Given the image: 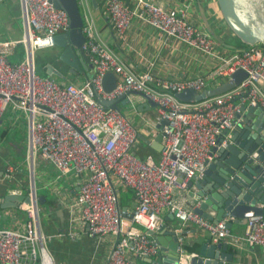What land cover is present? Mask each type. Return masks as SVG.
Wrapping results in <instances>:
<instances>
[{"label": "built area", "instance_id": "built-area-1", "mask_svg": "<svg viewBox=\"0 0 264 264\" xmlns=\"http://www.w3.org/2000/svg\"><path fill=\"white\" fill-rule=\"evenodd\" d=\"M22 2L26 21L22 39L0 40V120L9 107L26 116L30 132L26 158L31 165L41 157L60 175L74 171L81 177L70 209L81 207L77 219L88 226L92 236L113 238L105 264H135L138 256H158L160 248L148 230L164 227L166 211L182 226L195 225L215 241L259 246L264 256V213L250 217L238 235L231 231L228 219L214 222L196 212L199 203L187 196L190 192L193 198L197 196L198 187L190 182L203 176L216 155L213 147L227 146L244 107L264 112V43L232 53L222 49L210 32L190 18L194 0H179L173 7L162 0H131V4L103 0L102 9L120 41L139 19L161 31L165 44L177 39L214 61L213 69L192 78H162L154 73V64L136 73L100 37L91 0H78L85 36L82 48L96 65L95 74L83 84L58 81L37 72L35 52L55 46V36L69 30V15L53 0ZM19 43L25 44L26 56L11 61ZM240 68L247 76L223 94L199 102H184L175 96L186 88L213 87ZM110 70L118 75L117 87L105 93L102 78ZM134 93L155 102L160 123L166 121L159 157L148 153L140 158L134 151L139 130L131 115L106 108L96 98L97 94L106 99L125 98L131 112L137 113ZM143 122L150 127L148 119ZM12 171L9 167L8 177ZM122 188L133 191V208L120 205ZM25 196L23 227L0 228V264H55L41 229L34 184ZM182 229L175 232L180 255L175 264H189Z\"/></svg>", "mask_w": 264, "mask_h": 264}, {"label": "crops", "instance_id": "crops-1", "mask_svg": "<svg viewBox=\"0 0 264 264\" xmlns=\"http://www.w3.org/2000/svg\"><path fill=\"white\" fill-rule=\"evenodd\" d=\"M162 1L168 7L180 4L179 0ZM128 2L131 4V0H128ZM102 4L103 0H96V5L91 0L92 13L96 20L100 37L136 73H142L150 64H154V73L162 78L185 79L203 75L213 69L214 61L211 58L205 57L196 49L177 39H171L165 44L164 35L161 31L139 19H135L132 22L125 31L124 38L120 41L108 23ZM190 18L205 30L214 34L217 38L216 40L220 43V47L227 52L232 53L247 47L245 44H239L238 38L225 23L217 0H194ZM25 30L26 21L22 0H0V40L19 41L22 39ZM20 45L22 43L18 44L13 55L16 54ZM52 48L49 49L51 50ZM44 54H47V52L35 53V59ZM25 56L26 54L23 58ZM94 74L95 70L86 71L82 68V71L77 72L76 75L70 74L65 79L55 78L58 81L83 84L93 77ZM134 97L138 102V112H129L139 130L134 151L137 152L140 158H144L148 153H153L155 157H159V151H156L149 143L139 137V135H142L145 139H155L161 130L159 113L157 109L154 110L153 108L139 110V106L145 101L137 94H134ZM129 109L130 105L127 103L126 111ZM10 112L17 113L11 109ZM5 114L6 111L1 118L2 121H4ZM18 114V116L13 118L12 123L25 125L28 128L29 138L26 149L17 148L16 154L22 155L23 159L28 162L26 155L30 144L29 123L23 113L18 112ZM143 119L150 121V127L144 125ZM243 119L244 117H242L241 121ZM255 123H259L260 128L264 127L262 112L257 114L256 117H251L248 124ZM8 127V129L7 127L5 128L1 137L3 140L0 141V228L17 230L23 227L27 216L25 201L20 199L19 196L25 195L34 184L40 208L41 229L47 237V246L55 264H105L113 245V238L98 239L92 236L89 233L88 226L80 219H77L80 217L81 207L74 206L73 211L70 209L81 177L74 171L68 175H60L53 165L41 157H37L38 159L32 165L28 162L30 176L25 175L24 172L20 171V166L17 165L19 164L16 159L17 156L15 157L11 148L6 145L12 141L4 140L8 138L9 132L12 130L11 126ZM9 167L13 169L10 177L7 175ZM209 185L207 183L202 186L208 187ZM128 190L130 189L122 188L120 199L123 193L128 192ZM198 191H200L199 187ZM130 192L132 194L131 200L130 198L127 199V203L121 205L122 207L133 208L136 205L135 195L131 190ZM175 193L176 197H180L181 192L178 189H176ZM206 194L209 195L210 192L206 191ZM12 196H17V198L14 199ZM187 196L191 201L198 200V196L193 198L191 192ZM163 218L164 227L161 229L175 233L176 229L183 228L182 231L185 233L184 245L189 256L193 254V248L205 239L210 238L213 242H216L207 232L195 225L182 226L178 219L168 211L163 213ZM226 219L233 221L231 231L234 234H243L246 224L234 222L231 217ZM172 238L171 234H164V247L167 250H162V252H169L168 247L173 243ZM229 244L227 251L235 253L234 262L236 264H264V256L259 246ZM158 247L161 249L160 244H158ZM158 257L138 256L135 258V264H156L150 262V260H157ZM167 259L163 258V260Z\"/></svg>", "mask_w": 264, "mask_h": 264}, {"label": "water", "instance_id": "water-1", "mask_svg": "<svg viewBox=\"0 0 264 264\" xmlns=\"http://www.w3.org/2000/svg\"><path fill=\"white\" fill-rule=\"evenodd\" d=\"M222 17L235 36L245 45L252 46L264 43V0H217ZM57 8L64 9L70 18V27L66 33L55 36V46L39 58L35 59V67L42 65L46 76L60 77L65 79L68 75L84 70H95L96 65L89 60L82 46L85 42L83 33V16L78 0H53ZM96 5V0H92ZM215 39L214 34H212ZM247 76L243 69L233 72L229 79L216 84L213 87L198 91L186 88L176 92L175 96L184 102H199L206 98L223 94L240 84ZM118 75L110 70L102 78V87L105 93H111L117 87ZM264 90V87H263ZM135 94V93H134ZM99 103L106 108L121 110V102L125 99L116 97L106 99L102 95L96 96ZM124 102H127L125 99ZM157 104L146 100L139 106V110L156 108ZM244 119L237 123L232 130L229 142L225 147L215 146L212 154L216 153L214 159L208 164L203 176L190 182L200 188L198 191L199 204L195 211L218 222L231 217L234 222L246 224L250 217L259 216L264 213V127L259 123L249 125L251 117H256L264 112L257 107H244ZM0 120V127L2 124ZM245 124H244V123ZM161 120L160 127L165 124ZM259 127H258V126ZM263 126V125H261ZM161 130L154 140L145 139L156 151L162 148ZM220 140L218 144H220ZM209 183L208 187H203ZM206 191L210 192L209 195ZM16 199L17 196H12ZM27 201L25 195L19 196ZM233 221L228 222L231 228ZM155 242L161 245L157 260H150L156 264H175L179 260L177 252V235L173 232L160 229L158 231L148 230ZM164 234L173 236V243L164 247ZM230 244L226 241L213 242L207 238L198 243L186 260L189 264H236L234 252L227 251ZM163 258H168L163 260Z\"/></svg>", "mask_w": 264, "mask_h": 264}, {"label": "rangeland", "instance_id": "rangeland-1", "mask_svg": "<svg viewBox=\"0 0 264 264\" xmlns=\"http://www.w3.org/2000/svg\"><path fill=\"white\" fill-rule=\"evenodd\" d=\"M237 41H238V39H237ZM48 49L49 48L41 49L35 53L36 54L37 53L40 54L42 52L46 53L50 50V49L49 50ZM18 54H20V56H18ZM25 54H26V47H25V44L24 45L22 44L17 48L16 54L11 56V61H14V62L20 61ZM36 69L40 75H43V76L45 75L44 71L42 70L41 64H39ZM153 109L156 110L157 107L153 108ZM18 115H19L18 112L17 113L10 112V107L6 110V114H5V117L3 119L4 121L2 122L1 127H0V141L3 140V139H1V137L3 135L5 128L7 127V129H8L9 128L8 126H11L12 130H10L8 138H6L4 140L12 141V142L7 143L6 145L8 146V148H11L13 155L15 157L17 156L16 159L19 162V164H17V165L20 166V171L24 172L25 175L30 176V168H29L28 162H26L23 159L24 157L22 155L16 154L17 148L22 147V148L26 149V145L28 143V138H29L28 137V128L25 125L22 126L19 123H17V124L12 123L13 118H15ZM37 179H39V177H37Z\"/></svg>", "mask_w": 264, "mask_h": 264}, {"label": "trees", "instance_id": "trees-1", "mask_svg": "<svg viewBox=\"0 0 264 264\" xmlns=\"http://www.w3.org/2000/svg\"><path fill=\"white\" fill-rule=\"evenodd\" d=\"M238 42H239V44H242L243 45V43L238 39ZM125 101V99L121 102V104H120V106H121V111L123 112V113H125V114H127V115H130V113H132L131 111V109L130 110H127L126 111V109H127V102H124ZM130 112V113H129ZM131 190V189H130ZM130 190H128V192H124L123 193V195L121 196V199H120V205H125V203H127V199H129L130 198V200H131V197H132V194H131V192H130ZM132 191V190H131ZM133 192V191H132Z\"/></svg>", "mask_w": 264, "mask_h": 264}]
</instances>
